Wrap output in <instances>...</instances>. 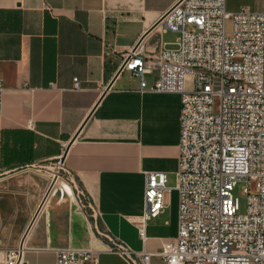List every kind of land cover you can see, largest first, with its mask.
I'll return each mask as SVG.
<instances>
[{"label":"crops","instance_id":"crops-1","mask_svg":"<svg viewBox=\"0 0 264 264\" xmlns=\"http://www.w3.org/2000/svg\"><path fill=\"white\" fill-rule=\"evenodd\" d=\"M176 1L0 0V185L7 186H0V264L20 245L24 264H55V251L69 248L99 251L100 264H128L109 251L100 229L143 248L134 219L144 210L147 171H165L170 190L164 211L147 221L144 247L156 252L176 236L179 95L150 88L156 71L143 89L129 71L118 73L123 53ZM262 1L226 0V9L259 11ZM159 31L158 24L140 44L152 50ZM108 84L60 172L33 176L38 193L33 184L20 189L28 203L21 208L9 193L18 190L14 180L3 175L55 162ZM148 264L165 262L154 253Z\"/></svg>","mask_w":264,"mask_h":264},{"label":"built area","instance_id":"built-area-1","mask_svg":"<svg viewBox=\"0 0 264 264\" xmlns=\"http://www.w3.org/2000/svg\"><path fill=\"white\" fill-rule=\"evenodd\" d=\"M177 1L164 12L156 46L148 51L139 43L123 53L121 63L140 89L156 71L150 88L179 95L177 234L156 252L144 247L147 221L166 207L165 171L145 172L144 210L134 219L143 248L102 234L109 251L128 264H148L154 253L165 264H264V0L259 11L234 12L227 11L226 0ZM168 31L177 36L162 41ZM240 183L244 211L234 194ZM19 257L18 250L9 252L6 264H17ZM55 264H100L99 251L58 249Z\"/></svg>","mask_w":264,"mask_h":264},{"label":"rangeland","instance_id":"rangeland-1","mask_svg":"<svg viewBox=\"0 0 264 264\" xmlns=\"http://www.w3.org/2000/svg\"><path fill=\"white\" fill-rule=\"evenodd\" d=\"M176 36H177V33L166 32V33L161 34L160 38L162 39V41H173ZM127 74H128V72H124V75H127ZM217 105H218V99L215 98L214 108H216ZM60 165H61V163L57 159L55 162L47 164V166L41 167L38 165H34V166L24 167V168L15 170L13 172H9L7 174H4L3 177H5L6 179H13L14 180L12 183V187L16 188L18 190L15 192H9V193L14 195L12 198L14 200H16V202L18 204H20L21 208H24V207H28L27 192L21 191L20 189L26 188V187L33 184L36 187V190L33 192L34 193L40 192V189L38 188V186H36V183L33 181L32 177L33 176L42 177L43 174H47L49 176H51L52 174H57L60 172V168H59ZM0 177H2V176H0ZM0 186L2 187L1 188L2 190L7 188L6 185H0ZM241 187H242V184L240 183L235 188L234 194L236 196H238L239 201H240L241 210L244 211L245 206H246V195L241 192ZM41 189H42V187H41ZM100 232L102 234L103 231L100 229ZM102 236H103V234H102Z\"/></svg>","mask_w":264,"mask_h":264},{"label":"water","instance_id":"water-1","mask_svg":"<svg viewBox=\"0 0 264 264\" xmlns=\"http://www.w3.org/2000/svg\"><path fill=\"white\" fill-rule=\"evenodd\" d=\"M178 2V1H177ZM164 14L165 13H163L160 17H159V19L153 24V25H151L144 33H143V35L139 38V40L137 41V43H135V45L133 46V47H136L140 42H141V40L143 39V37L150 31V30H152L153 28H155L160 22H161V20H162V18H163V16H164ZM121 69H122V65L120 66V68L118 69V73L121 71ZM109 84L103 89V91H102V93H101V95L99 96V98L97 99V101L95 102V104L93 105V107L91 108V110L89 111V113L87 114V116L85 117V119L82 121V123L80 124V126L77 128V130L73 133V135L70 137V139L68 140V142L66 143V145H65V147H64V151H63V153L59 156V158H58V160H59V162H63V160H64V157H65V155H66V152H67V150H68V148L70 147V145H71V143L74 141V139L76 138V136H77V134H78V132L80 131V129H81V127H82V125L84 124V122L86 121V119L90 116V114L92 113V111H93V109H94V107L96 106V104H98V102H99V100L101 99V97H102V95L106 92V90L109 88ZM55 179H56V177H53V179H52V181H51V183H50V185H49V188L52 186V184H53V182L55 181ZM48 188V189H49ZM46 194V193H45ZM44 198V197H43ZM43 198H42V200H41V202L43 201ZM40 202V204L38 205V207H37V209H36V211H35V213H34V215H33V217L36 215V213L38 212V210H39V208H40V206H41V203ZM32 217V218H33ZM27 230V229H26ZM23 238V237H22ZM22 241H23V239L21 240V244H22ZM19 252H20V257H19V259H18V261H17V264H19L20 263V261H21V254H22V246L20 245V250H19ZM21 264H24L22 261H21Z\"/></svg>","mask_w":264,"mask_h":264}]
</instances>
